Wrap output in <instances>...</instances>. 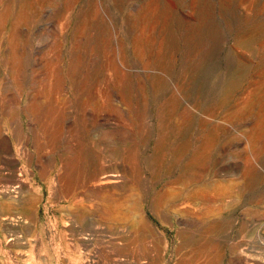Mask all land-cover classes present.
I'll return each mask as SVG.
<instances>
[{
	"label": "rangeland",
	"instance_id": "rangeland-1",
	"mask_svg": "<svg viewBox=\"0 0 264 264\" xmlns=\"http://www.w3.org/2000/svg\"><path fill=\"white\" fill-rule=\"evenodd\" d=\"M0 264H264V0H0Z\"/></svg>",
	"mask_w": 264,
	"mask_h": 264
},
{
	"label": "bare ground",
	"instance_id": "bare-ground-1",
	"mask_svg": "<svg viewBox=\"0 0 264 264\" xmlns=\"http://www.w3.org/2000/svg\"><path fill=\"white\" fill-rule=\"evenodd\" d=\"M186 108H187V106H186ZM189 110V109H188ZM206 143V142H205ZM201 146V145H200ZM199 147V146H198ZM202 147V146H201ZM204 147V146H203ZM207 149V148H206ZM237 152V151H236ZM202 153V152H201ZM204 153V152H203ZM133 156H134V154H133ZM178 158V157H177ZM198 158V157H197ZM247 158V157H246ZM103 161V160H102ZM250 162V161H249ZM246 163V162H245ZM247 163H248V160H247ZM188 164V163H187ZM250 164H251V162H250ZM250 164H248V165H250ZM101 165V164H100ZM102 166V165H101ZM238 166V165H237ZM251 166V165H250ZM100 167V166H99ZM244 168V167H243ZM247 169V168H246ZM197 169H195V171H196ZM250 171V170H249ZM190 172V171H189ZM91 173V172H90ZM89 173V174H90ZM94 173V172H93ZM92 173V174H93ZM196 172H194V174H195ZM201 174H199V175H202V171L200 172ZM81 174V173H80ZM118 174V173H117ZM117 174H114V173H109V174H101V177H99V178H95L96 180L98 179V181H96V182H100V184L102 183V184H107V183H115V182H117L118 181V176L119 175H117ZM184 175V174H183ZM196 175H197V173H196ZM91 176V175H90ZM90 176H88L89 178H90ZM100 176V175H99ZM193 177V176H192ZM92 178H93V175H92ZM199 178V177H198ZM95 179H93V180H95ZM92 180V179H91ZM190 180H191V178H190ZM190 180H188V181H190ZM192 180H193V178H192ZM197 181H199V180H196V182ZM78 182V181H77ZM93 182V184L95 183V181H92ZM194 182H195V180H194ZM82 183V182H81ZM182 183V182H181ZM191 183V182H190ZM70 184V183H69ZM85 184H86V181H85ZM84 184V185H85ZM88 184H91L90 182H88ZM96 184V183H95ZM98 184V183H97ZM188 184H189V182H188ZM87 185V184H86ZM71 186V185H70ZM70 186H68V187H70ZM188 186V185H187ZM187 186H185V188L187 187ZM88 187H89V185H88ZM91 187V186H90ZM93 187V186H92ZM95 187V186H94ZM244 187V186H243ZM183 188V187H182ZM65 189V188H64ZM88 189V188H87ZM92 189V188H91ZM192 189V188H191ZM230 189V188H229ZM239 189V191H241L242 190V187L241 188H238ZM66 190V189H65ZM82 190V189H81ZM84 190V189H83ZM86 190V189H85ZM84 190V191H85ZM66 191H68V190H66ZM193 192L195 191V192H197L195 189L194 190H192ZM201 193H200V195L202 196V197H206V195H204L205 193H203L204 191L203 190H199ZM70 192H72V191H70ZM81 192V191H80ZM83 192V191H82ZM85 193H86V191H85ZM93 193V192H92ZM191 193V192H190ZM189 193V194H190ZM207 193V192H206ZM178 194V193H177ZM183 194H185V192L183 193ZM198 194V193H197ZM89 195H91V194H89ZM94 195V194H93ZM164 194H162L161 196H163ZM181 194H179V196H180ZM190 195H192V194H190ZM184 196V195H183ZM93 197V196H92ZM91 197V198H92ZM197 197H199L198 195H197ZM210 196H207V198H209ZM90 199V198H89ZM202 199V198H201ZM159 200H160V198H159ZM180 201V200H179ZM186 201H188V199H183V201H181L180 202V205L182 204V203H187ZM192 203V202H191ZM204 203H206V202H204ZM208 203V202H207ZM210 203V202H209ZM208 203V204H209ZM179 204V203H178ZM188 204V203H187ZM161 205V204H160ZM204 205V204H203ZM113 243V242H112ZM116 243V242H115ZM139 243V242H138ZM120 244H121V242H120ZM201 252V251H200ZM191 255V254H190ZM190 257V256H189ZM185 259V258H184Z\"/></svg>",
	"mask_w": 264,
	"mask_h": 264
}]
</instances>
